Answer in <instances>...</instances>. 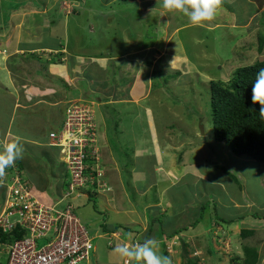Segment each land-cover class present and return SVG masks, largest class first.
Listing matches in <instances>:
<instances>
[{"label": "crops", "instance_id": "obj_1", "mask_svg": "<svg viewBox=\"0 0 264 264\" xmlns=\"http://www.w3.org/2000/svg\"><path fill=\"white\" fill-rule=\"evenodd\" d=\"M65 1L74 3L73 12L64 20L56 4L53 8L56 18L49 25L52 33L49 28L40 40L20 38L15 44L0 45V143L16 136L22 138L23 159L16 161L15 166L30 182L34 196L46 204L61 197L65 168L57 150L48 146L49 134L61 127L70 101L87 99L95 103L101 158L106 179L113 188L111 193L96 199L98 209L110 218L108 228L119 224L123 227L122 238L127 241L134 239L136 243H143L148 238L156 239L161 254L170 257L173 264H199L200 261L230 264V260L246 264L250 258H256L251 264H264V163L253 160L248 167L245 162L249 157L236 156L214 138L209 140L213 143L210 155L206 154L205 146L198 144L205 135L213 137L212 129L206 134V128L200 131L201 128L189 122L184 132L173 131L170 127L173 124L184 126L182 113L172 107L173 114L167 102L170 96L163 89L155 88L152 81L154 68L158 69L155 64L160 65L162 59L163 70L170 66L175 77L183 74L180 71L183 66L196 71L192 64H186L188 58H178L181 38L176 35L185 27L178 23L179 13L175 17L173 12H167L162 0ZM260 1L255 5L262 7H255L246 22L240 20L238 24L233 19L237 29H246L254 18L255 26L263 23L264 0ZM28 7L34 15H41L34 3ZM22 11L12 15L18 20ZM229 13H220L217 21L214 19V23L205 27L215 29L218 23H228ZM83 16L85 23H82ZM251 17L254 18L251 20ZM80 27L84 38L80 42L85 47L100 35L104 41L113 43L105 49L94 41L97 46L93 52H98L92 53L94 56L74 51L70 28ZM171 28L175 35L169 38L167 31ZM116 36L117 43L126 45L127 49L121 52L114 49ZM35 52L48 53L46 61L37 69H33V63L39 58ZM119 52V56L111 55ZM153 54L158 57L155 62L150 57ZM7 56L11 59L6 60ZM143 56L145 60L141 62ZM13 57L26 60L27 66L20 67L17 61L13 64ZM88 61L97 76L107 74L110 79L93 78L87 83L88 90L82 87L74 90L77 88L74 83L82 79ZM112 62L119 66L115 74L112 70L116 65L109 67ZM160 113V122L156 124L154 116ZM168 114L174 119L168 120ZM113 120L118 134L109 128ZM193 140L197 141L195 145H191ZM197 151L201 156L194 159ZM120 154L125 160L119 158ZM235 159H241L246 172L234 168ZM48 173L54 182L49 181ZM54 191L56 194L52 195ZM4 199L5 189L0 184V209ZM87 200L78 201L79 207H84ZM79 218L86 224L84 218ZM197 224L199 227L205 224V231L198 233ZM216 225L219 228L215 238L227 242H213L208 238ZM128 234H131L130 240ZM240 241L242 247L237 245H241ZM0 246L5 247L7 260V244ZM226 257L230 260L224 263Z\"/></svg>", "mask_w": 264, "mask_h": 264}, {"label": "rangeland", "instance_id": "obj_2", "mask_svg": "<svg viewBox=\"0 0 264 264\" xmlns=\"http://www.w3.org/2000/svg\"><path fill=\"white\" fill-rule=\"evenodd\" d=\"M60 1V3H58ZM33 0L32 2L37 6L36 11H41V15H34V11L32 9L30 10L28 5H33V3H29L30 0H0V45L1 44H15L17 39H37L40 40L43 36L46 35L47 30L50 28V24L52 20H55V12L53 8L58 4L57 12L61 11L62 17L67 19L66 17H69L73 12V2L71 1H65V0ZM260 0H223V4L221 8L218 11V18L221 16L220 13L225 14V12H231L228 15L230 16V21L224 22L223 24L218 23V27L215 29H210V27L206 28L205 26L199 27V26H193L189 19L186 16H183L179 13L178 16V23L179 25H184L183 29L178 31V35L176 37L181 38V45H180V52H177L179 55V59L181 58H188L189 63L186 64H192L196 71L191 69V67L183 66L181 67V72L183 71V74L179 77H175L174 71L171 69V67L165 66V69L163 70V62L162 59L158 65L157 63L155 66H158V69L154 68L153 73H155L153 82L155 83V88L163 89V93H167L170 97V99L167 101L168 105L170 106L173 114V108L177 107L182 113L183 120H184V126H177L175 124L171 125L170 127L173 129V131H179L184 132L185 124H188L189 122H192L200 131H203V129L206 128V134L211 132V125H209V119L207 118L206 110H208L207 102L206 101L208 96H205L207 94L206 89L209 88V82L210 80H221L223 82L228 81L230 76L232 75L233 71L242 66L250 65L256 61H262L264 60V20L263 23L260 26H255V18L251 17L250 19L254 20L252 22H249L248 27L243 30V28L237 29L235 26V23L233 19L239 24L240 20H244L245 22L248 20L249 15L254 12L255 7H262V5H255ZM261 2V1H260ZM29 3V4H28ZM98 6H94V8H97ZM28 9V10H26ZM19 10H25L23 13L21 12L20 18L21 21L19 22L16 19V15H12V13L17 12ZM176 12H173L172 15L177 16L175 14ZM254 15V14H253ZM224 16V15H223ZM165 17L167 18V13H165ZM169 24H172L171 22L172 17H169ZM218 18L216 17L215 20L217 21ZM223 18H229L225 15ZM221 18V19H223ZM262 18H264V15H262ZM223 19V20H225ZM7 20V21H6ZM63 20V19H62ZM63 20V21H64ZM222 21V20H219ZM62 22V21H61ZM72 23L75 25H78L76 21L72 20ZM82 23H85V16H83ZM211 23V22H210ZM214 23V20H213ZM192 25V26H191ZM205 25H209L208 23ZM214 27V24H212ZM255 26V28H254ZM257 27V28H256ZM51 33L53 32V28H50ZM82 28H70V39H71V47L74 51H77L82 54L91 55L94 56L95 54L92 53H98L93 52L96 50L98 44V47L109 49V45H111L112 41H104L103 35L96 36L89 44V46H84L81 44L80 41H82L84 38L81 36ZM211 30V31H209ZM247 31V32H246ZM173 28L169 29L167 31V34H169V38L174 37L175 34ZM120 36V33L119 35ZM116 36L114 40L113 47L114 49H119L120 52L127 49L128 47L119 45L117 43L118 39ZM163 36V35H162ZM161 36V38H162ZM78 40V41H77ZM94 41L97 43L95 44ZM183 44V45H182ZM175 45V44H174ZM112 47V48H113ZM168 50L167 48H164ZM119 53H111L113 57L119 56ZM35 56H39L37 59L38 62H34L35 67L33 69H37L41 66V62L46 61V57H48V53H34ZM100 55V54H97ZM24 58H29L28 56L24 55ZM154 62L158 59V57L153 54L150 56ZM185 58V60H186ZM8 56L6 57V60H9ZM4 60V61H6ZM145 60V56H143V59L141 62ZM3 61V59H2ZM20 67L25 68L27 66L28 62L21 59H14L13 57V64H16ZM7 62V61H6ZM10 63V62H8ZM27 63V64H26ZM149 63V62H146ZM172 63V62H171ZM12 64V63H10ZM174 64V63H172ZM112 65H116L115 68H113L112 72L115 74L118 71L119 67L117 62H112L110 64V69ZM15 66V65H14ZM187 67V68H186ZM91 68L90 61L87 62L86 69L83 70V77L82 79L79 78L75 81V88L74 90H81V87L84 91L88 90L90 87L87 84L91 79H110V77L105 74L102 77L97 76L96 73L93 72ZM205 83V84H204ZM205 85V86H204ZM153 91L154 88H153ZM206 91V92H205ZM205 92V93H204ZM173 107V108H172ZM175 115V114H174ZM160 114H155V123L159 124L160 121H158L161 117ZM111 117V116H110ZM116 119V118H113ZM167 119L171 120L174 119V117L171 114L167 115ZM115 120H113V124H110L109 128L111 131L119 132V129L116 127V124L114 123ZM201 123V125H200ZM110 134V133H109ZM202 137V136H201ZM213 137L211 135H205V138L200 139V143L198 145L205 146L206 148V154L210 155L211 146L213 143H211L209 140ZM191 145H195L197 141L193 140L190 141ZM199 155L201 156V152L197 151L196 156H194V159L199 158ZM119 158L121 160H125V156L122 154L119 155ZM234 162V168L237 170L245 171L247 170V167L241 163V159H235ZM246 165L250 167L254 161L249 159L246 162ZM247 173L251 174L252 171H247ZM53 177V176H51ZM48 178L50 182H54V179ZM233 177H235L233 175ZM236 178V177H235ZM62 181L65 184V187L67 186V179ZM238 183V182H237ZM63 184H61L59 187L61 188ZM55 187V186H53ZM65 189V188H64ZM56 194L54 191L52 195ZM105 194L102 193H95L92 192L89 196L91 198L88 199V201L85 202L84 207H81L76 210V213L79 217L84 218V223L88 234L92 238V245L94 247L93 253L91 254V263L92 264H123V261L120 257H118L114 253V248L118 244V241L113 239L114 247L109 248L107 246L108 237H101L104 232L100 229L103 226L110 225V218L108 219V216L106 212L100 211L98 209V201L96 199L101 198V196H104ZM53 203H57L54 201ZM94 217L96 219L94 220ZM90 220L88 221V219ZM94 220V221H93ZM90 222V224H88ZM91 222H94L95 224H91ZM104 224V225H103ZM176 225V224H175ZM123 228V227H122ZM121 228V229H122ZM205 224H201L199 227V224H197L196 230L198 233H202L205 231ZM218 225L211 230V235H207L208 238H211L213 242H227V241H221L217 240L215 237H217V229ZM117 233H120V230ZM221 230V229H220ZM216 231V232H215ZM115 232V231H114ZM241 242V241H240ZM239 242V243H240ZM221 245V244H220ZM239 247H242L241 245L237 244ZM223 247V245H221ZM0 264H6V253H5V247L0 246ZM223 250V249H222ZM230 257V256H229ZM229 257H226L227 259H224V263L227 260H230ZM230 264H235V261L230 260Z\"/></svg>", "mask_w": 264, "mask_h": 264}, {"label": "built area", "instance_id": "obj_3", "mask_svg": "<svg viewBox=\"0 0 264 264\" xmlns=\"http://www.w3.org/2000/svg\"><path fill=\"white\" fill-rule=\"evenodd\" d=\"M96 127L94 103L74 100L68 103L59 130L49 134L68 180L57 203L40 202L22 171L15 166L13 171L6 169L0 228L6 234L17 228L23 232V237L7 244L6 264H92V238L76 210L92 192L112 190Z\"/></svg>", "mask_w": 264, "mask_h": 264}, {"label": "trees", "instance_id": "obj_4", "mask_svg": "<svg viewBox=\"0 0 264 264\" xmlns=\"http://www.w3.org/2000/svg\"><path fill=\"white\" fill-rule=\"evenodd\" d=\"M262 68L264 60L238 67L226 82L220 79L210 80L205 94L209 98L206 100V114L214 140L223 143L236 156L245 155L258 163H264V118L259 115V104L252 103L251 95L256 74ZM64 175L67 178L66 172ZM103 228L110 229L108 226ZM121 228L119 224H112L109 231L117 232ZM17 229L6 234L0 228V244H9L23 237V232ZM133 241L134 239L131 243ZM255 261L256 258H250L245 263L251 264Z\"/></svg>", "mask_w": 264, "mask_h": 264}, {"label": "clouds", "instance_id": "obj_5", "mask_svg": "<svg viewBox=\"0 0 264 264\" xmlns=\"http://www.w3.org/2000/svg\"><path fill=\"white\" fill-rule=\"evenodd\" d=\"M222 4L223 0H162V7L167 12L180 13L186 16L193 26L199 27H203L205 24L212 22L216 18ZM75 100L93 102L83 98ZM251 100L253 104H259V115L261 118H264V68L260 69L256 74L255 82L252 85ZM97 135L99 137L98 128ZM21 140V137L16 136L14 139L0 143V184L4 181L6 169L14 167L16 161L23 159L24 148ZM48 146L57 150V148L50 144ZM15 167L19 169L17 166ZM112 191L113 188L109 193ZM113 232L114 231H106L103 236L108 237V242H111L110 246L107 242V246L110 248L114 247L113 239L121 242L115 246L113 251L122 259L123 264H173L170 257L161 254L160 245L156 239L148 238L145 239L143 243H140V241L136 243L134 242L136 240H134L133 243H131V241L123 240L122 229L120 230L119 236H112L111 234ZM128 239H131V234H128ZM195 255H197V253H193V256ZM199 264H203L202 261H200Z\"/></svg>", "mask_w": 264, "mask_h": 264}]
</instances>
